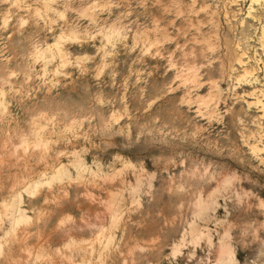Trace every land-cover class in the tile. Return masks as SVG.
Returning <instances> with one entry per match:
<instances>
[{
	"label": "rangeland",
	"instance_id": "rangeland-1",
	"mask_svg": "<svg viewBox=\"0 0 264 264\" xmlns=\"http://www.w3.org/2000/svg\"><path fill=\"white\" fill-rule=\"evenodd\" d=\"M263 28L264 0H0V264H264Z\"/></svg>",
	"mask_w": 264,
	"mask_h": 264
},
{
	"label": "bare ground",
	"instance_id": "bare-ground-1",
	"mask_svg": "<svg viewBox=\"0 0 264 264\" xmlns=\"http://www.w3.org/2000/svg\"><path fill=\"white\" fill-rule=\"evenodd\" d=\"M252 1L255 2V1H257V0H252ZM258 1H259V0H258ZM85 11H86V10H85ZM87 12H88V9H87ZM88 14H89V13H88ZM90 14H91V13H90ZM90 14H89V15H90ZM262 36H263L262 38L264 39V28L262 29ZM263 41H264V40H263ZM246 69H247V68H246ZM200 203H201V202H200ZM8 205H9V204H8ZM11 207H12V205H11ZM11 209H12V208H11ZM17 212H18V211H17ZM25 218H26V217H25ZM11 219H13V218H11ZM19 225H20V224H19ZM13 226H14V225H13ZM17 227H18V226H17ZM14 228H15V226H14ZM11 229H12V228H11ZM11 229H10V230H11ZM14 231H15V230H14ZM91 247H92V246H91ZM86 248H87V247H86ZM88 248H89V247H88ZM78 249H79V248H78ZM0 250H1V249H0ZM37 253H38V252H37ZM66 254H67V253H66ZM42 256H43V255H42ZM65 256H66V255H65ZM90 258H91V257H90ZM87 260H88V259H87Z\"/></svg>",
	"mask_w": 264,
	"mask_h": 264
}]
</instances>
